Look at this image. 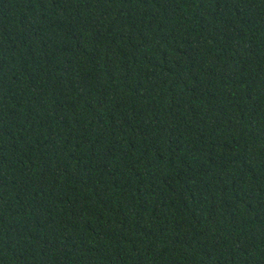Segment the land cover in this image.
I'll return each mask as SVG.
<instances>
[{
	"label": "trees",
	"instance_id": "1",
	"mask_svg": "<svg viewBox=\"0 0 264 264\" xmlns=\"http://www.w3.org/2000/svg\"><path fill=\"white\" fill-rule=\"evenodd\" d=\"M0 264H264V0H0Z\"/></svg>",
	"mask_w": 264,
	"mask_h": 264
}]
</instances>
